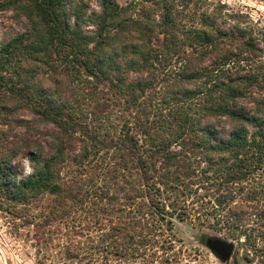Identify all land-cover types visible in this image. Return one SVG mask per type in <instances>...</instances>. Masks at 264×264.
Instances as JSON below:
<instances>
[{"label":"trees","instance_id":"trees-1","mask_svg":"<svg viewBox=\"0 0 264 264\" xmlns=\"http://www.w3.org/2000/svg\"><path fill=\"white\" fill-rule=\"evenodd\" d=\"M93 1H0V208L38 264H197L178 223L264 264V24Z\"/></svg>","mask_w":264,"mask_h":264},{"label":"rangeland","instance_id":"rangeland-1","mask_svg":"<svg viewBox=\"0 0 264 264\" xmlns=\"http://www.w3.org/2000/svg\"><path fill=\"white\" fill-rule=\"evenodd\" d=\"M1 1V0H0ZM121 3L130 2L131 0H119ZM216 2H225L229 7L243 10L249 13L250 17L259 24H264V0H214ZM92 5L95 4L90 0ZM8 14L0 11V40L4 34V24L8 22ZM20 177L27 176L32 168L28 160H23ZM12 218L0 208V264H38L35 255V250L31 245L25 230H17ZM176 231L178 235L186 240L190 246H197L203 250V257H198L197 264H233V259L228 262H223L219 259L206 245L199 241L202 235H213L229 239L222 232L215 231L211 228H197L192 227L187 223H178ZM231 240V239H229ZM236 246V242H235ZM243 252V251H241ZM241 264H246L243 261Z\"/></svg>","mask_w":264,"mask_h":264},{"label":"water","instance_id":"water-1","mask_svg":"<svg viewBox=\"0 0 264 264\" xmlns=\"http://www.w3.org/2000/svg\"><path fill=\"white\" fill-rule=\"evenodd\" d=\"M204 244L223 262L231 260L234 250L235 241L223 237L205 235Z\"/></svg>","mask_w":264,"mask_h":264}]
</instances>
